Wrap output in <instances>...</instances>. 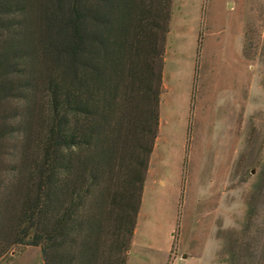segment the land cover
I'll use <instances>...</instances> for the list:
<instances>
[{
	"label": "trees",
	"instance_id": "16d2710c",
	"mask_svg": "<svg viewBox=\"0 0 264 264\" xmlns=\"http://www.w3.org/2000/svg\"><path fill=\"white\" fill-rule=\"evenodd\" d=\"M171 8L0 0V259L36 245L43 264H126L158 130ZM43 111L40 135L31 129ZM222 252L227 264H264V161Z\"/></svg>",
	"mask_w": 264,
	"mask_h": 264
},
{
	"label": "rangeland",
	"instance_id": "374dc122",
	"mask_svg": "<svg viewBox=\"0 0 264 264\" xmlns=\"http://www.w3.org/2000/svg\"><path fill=\"white\" fill-rule=\"evenodd\" d=\"M171 11L158 130L126 264H227L224 235L242 227L264 161V0H172ZM35 118L31 130L42 135L47 113ZM20 136L31 145L28 132ZM0 264H43L40 247H15Z\"/></svg>",
	"mask_w": 264,
	"mask_h": 264
}]
</instances>
